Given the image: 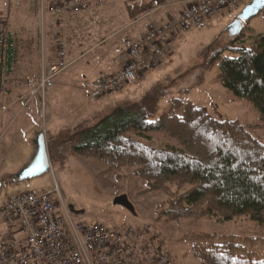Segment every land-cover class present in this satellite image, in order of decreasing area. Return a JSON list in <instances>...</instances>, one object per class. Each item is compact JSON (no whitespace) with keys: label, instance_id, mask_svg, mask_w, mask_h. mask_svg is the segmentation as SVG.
<instances>
[{"label":"rangeland","instance_id":"rangeland-1","mask_svg":"<svg viewBox=\"0 0 264 264\" xmlns=\"http://www.w3.org/2000/svg\"><path fill=\"white\" fill-rule=\"evenodd\" d=\"M169 1L109 0L102 9L96 10L104 9L99 14L100 17L93 14V18L99 17L94 24L86 23L88 17H83L82 14L88 15L95 11L71 16L65 28L71 55H80L93 43V38L89 40V32L97 28L101 32V40L110 35L114 36L115 47L119 46L125 50L128 39H142L138 33L129 34L132 28L140 31L145 29L146 33L148 26L156 23L150 16H145L141 21L136 20V23L128 27V24L132 23L130 21L137 18L138 14L143 15L150 11L166 21L167 16H163L162 12L167 9L159 6ZM252 1L248 0L247 4ZM245 6L233 13L224 12L214 18L205 29L180 32L173 43L174 55L164 60L153 72L144 75L143 80L136 85L106 96L114 101L103 110L106 104L91 97L87 88L90 82L86 83V78L78 74L79 61H75L68 70L55 78L53 87L46 91L44 97L40 93L25 105V89L21 83L27 78L39 75L43 68L49 67L48 61L55 59L57 34L61 28L56 19L43 12L36 17L32 0H0V10L9 14L10 30L15 35L20 52L17 70L12 79L13 103L9 104V113L0 116V211L8 193L56 190L61 209L77 223L101 222L114 230L147 225L162 233L166 250L176 264H199L192 253L193 237L199 234L253 239L255 241L249 249L256 256L264 258V226L258 225L250 217L224 221L213 216L170 222L161 217L158 210L160 202L168 200L166 195L158 192L144 194V182L134 177L131 170H125L124 177L119 179L106 173L105 166L93 158L69 156L64 163L51 162L48 172L42 175L22 183L13 182L30 163L35 151L33 141L38 133H44L47 139L49 135L57 134L60 130L73 129L92 113L102 109L101 113L94 115L97 117L115 107L120 103L117 100L121 94H124L127 100L138 99L139 94L147 92L148 80L161 84L163 81V84L172 89V96L180 95L184 101H191L197 107L208 109L216 118L239 120L243 125L254 127L252 134L264 142V128L261 127L263 123L259 110L250 102L238 100L221 85L218 63L212 68L205 67V54L210 48L219 49L230 42L231 33L228 29ZM77 21L81 24L75 28L73 25ZM98 22L101 25L97 26ZM244 29H247L244 36L245 45L249 47L256 36L264 35V11L244 23ZM165 66L169 68L166 72L160 70ZM144 82L146 85L138 88ZM141 96L139 95V98ZM169 101L168 97L161 101L160 113L169 110ZM131 136L142 139L137 132H131ZM150 136L152 140H142L151 146L180 147L178 141L163 133H152ZM187 189L189 186L173 187L175 192L180 193ZM8 228V223L0 214V238Z\"/></svg>","mask_w":264,"mask_h":264},{"label":"trees","instance_id":"trees-1","mask_svg":"<svg viewBox=\"0 0 264 264\" xmlns=\"http://www.w3.org/2000/svg\"><path fill=\"white\" fill-rule=\"evenodd\" d=\"M32 5L38 17L41 0H32ZM246 30L243 28L240 36L223 47L210 48L205 54V67L218 63L221 85L238 100L252 103L264 128V35L256 36L248 47ZM19 56L15 35L10 31L7 60L13 75ZM171 90L158 84L138 101H123L73 129L49 135L51 162L64 163L69 156L89 157L119 179L125 170H131L144 182V194L167 196L158 210L170 222L213 216L231 221L246 216L264 226V142L252 134L254 127L239 120L216 118L208 109L184 101L180 95L172 96ZM12 96L11 88L10 105ZM167 97L170 108L160 113V103ZM131 132L146 140H152V133H163L178 141L180 147H154L131 136ZM174 186L189 189L180 193L173 190ZM254 241L199 234L193 237L192 253L199 264H264V258L249 249Z\"/></svg>","mask_w":264,"mask_h":264},{"label":"built area","instance_id":"built-area-1","mask_svg":"<svg viewBox=\"0 0 264 264\" xmlns=\"http://www.w3.org/2000/svg\"><path fill=\"white\" fill-rule=\"evenodd\" d=\"M109 0H41V9L57 20L102 9ZM248 0H192L177 17L152 23L140 40L128 39V63L87 84L93 99L134 86L174 55L180 32L205 29L224 12L233 13ZM10 17L0 10V116L10 111L13 73L8 68ZM66 42H57L56 57L37 76L21 83L25 105L53 87L68 70ZM25 107V106H23ZM9 228L0 240V264H175L164 235L150 226L114 230L101 222L77 223L61 209L56 190L8 193L0 211Z\"/></svg>","mask_w":264,"mask_h":264},{"label":"crops","instance_id":"crops-1","mask_svg":"<svg viewBox=\"0 0 264 264\" xmlns=\"http://www.w3.org/2000/svg\"><path fill=\"white\" fill-rule=\"evenodd\" d=\"M190 1H192V0H170L169 2L164 3V5L162 4L161 6H159L160 8L163 7L165 9H167V10L162 12L163 16L164 15L167 16V17H165L166 21L161 20V18H158L159 15H156V13H153V11H150L147 13L145 12L143 15L138 14L136 16L137 18H134L132 21H130L132 23L128 24V27H131L130 25H133L134 23H136L135 22L136 20L141 21L142 19H144L145 16H150L151 19L156 21L157 24L165 23L168 21V18L171 19V18L178 17L188 7ZM103 11H104V9L100 10V11H95L94 13H91L88 15L87 14H82V15H83V17L84 16L88 17L86 19V23L94 24L97 21V19H99V17H100L99 14L102 13ZM42 12L43 11L41 9L40 15L42 14ZM97 12H99V13H97ZM43 14H47L48 16H51L46 12L45 13L43 12ZM93 14H96L99 17L97 19H95L92 17ZM68 18H70V17H68ZM68 18L65 21H60V20L56 19L57 24L61 28V29H59V32L57 34L58 40L63 39L66 42L68 55L70 53V55L68 56L70 61H72V62L79 61L80 62V65L78 67L79 68L78 74H80L83 78H86V83L94 81L95 79L103 77L109 73L117 72L118 70L122 69L128 63L129 56H128V53L125 51L126 49L124 50V48H122V47L119 48V46L115 47L116 42L113 43L114 38H115L114 36L110 35L111 37L108 36V37L104 38L103 40H101V35H100L101 32H100L99 28H97L95 31L93 30V31L89 32V35H90L89 40L91 38H93V40H94L93 43H91V45H89L82 53H80V55H76V56L71 55L72 50H71V47L69 46V43L67 41V38H66L67 31L65 30V28L67 27ZM80 24L81 23L79 21H77L74 23L73 26H75V28H77L80 26ZM99 25H101V24L98 22L97 26H99ZM126 28H127V26L125 27V29ZM132 29L130 30L131 32L129 34L132 33V35L133 34L135 35L136 33H138V36H140L142 38L144 37L143 34L145 33V29L142 30L143 32L140 30H137L135 28L133 30ZM94 35H96V36H94ZM98 35H100V36H98ZM131 39H133V38H131ZM135 39H137V38H134L133 40H135ZM69 47H70V49H69ZM53 57L54 56H52V58ZM52 62L48 61V63H49L48 65L50 66ZM167 67L168 66L161 67L160 70H163L164 72H166V70L169 69ZM146 83L149 84V85L147 84L148 88L146 89V91L151 89L152 87L158 85V84H161V82H158V81H154L153 83H151L150 80H148ZM146 83L144 82V84L140 85V87H138V88L145 86ZM162 83H163V81H162ZM143 94H139V95L141 96ZM123 95L124 94H121L118 97V100H117L118 102L121 103V102L127 100V98ZM139 95L137 96L138 99L128 98V100L138 101L142 97L141 96L139 98ZM98 101L106 104L104 106V109H103V110H105V107H108L110 105V103L113 102L114 100L110 97H104V98L98 99ZM100 112H102V109L100 111L92 113L90 116H88L83 121L88 120L89 118H92L94 115H96V113H100Z\"/></svg>","mask_w":264,"mask_h":264},{"label":"water","instance_id":"water-1","mask_svg":"<svg viewBox=\"0 0 264 264\" xmlns=\"http://www.w3.org/2000/svg\"><path fill=\"white\" fill-rule=\"evenodd\" d=\"M264 11V0H253L247 4L238 14L234 23L228 29L231 38L238 37L243 31L244 23L257 17ZM35 151L34 155L27 165L13 180V182L22 183L30 180L31 178L42 175L50 169L51 160L48 152L47 139L44 133H38L33 142Z\"/></svg>","mask_w":264,"mask_h":264}]
</instances>
